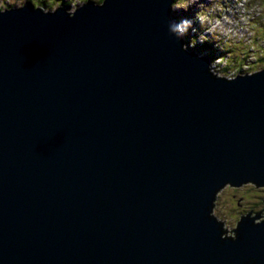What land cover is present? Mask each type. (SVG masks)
I'll return each mask as SVG.
<instances>
[{"label": "water", "instance_id": "water-1", "mask_svg": "<svg viewBox=\"0 0 264 264\" xmlns=\"http://www.w3.org/2000/svg\"><path fill=\"white\" fill-rule=\"evenodd\" d=\"M174 0L0 11V264H264V69L225 78ZM264 203V199H263Z\"/></svg>", "mask_w": 264, "mask_h": 264}, {"label": "rangeland", "instance_id": "rangeland-1", "mask_svg": "<svg viewBox=\"0 0 264 264\" xmlns=\"http://www.w3.org/2000/svg\"><path fill=\"white\" fill-rule=\"evenodd\" d=\"M32 1L38 5L37 7H42L40 0ZM44 1L43 4L52 9L65 5L58 0ZM68 1L73 7L67 9L75 10L83 6L86 0H63L64 3ZM25 2L26 0H0V10L4 6H9L8 8L23 6ZM172 3L171 17L178 15V22L184 18L192 21L188 29L189 39L185 36V47L189 52H193L189 42L195 36V40L199 42L206 40L212 45L221 41L222 47L224 46L228 52L222 55H220L222 51L215 52L218 59L211 66L213 70L220 71L228 65L233 68H241L243 65L242 71L249 73L264 69V63L259 61L264 52V0H174ZM240 53L246 60L237 57ZM234 73L244 75L239 73V70L233 71L231 75ZM223 74L217 75L223 77ZM228 75L226 76L229 78ZM263 199L262 187L256 188L250 183L240 187L225 185L217 194L214 216L222 223L225 231L231 232L241 214L245 215L250 211L256 214L263 209Z\"/></svg>", "mask_w": 264, "mask_h": 264}, {"label": "trees", "instance_id": "trees-1", "mask_svg": "<svg viewBox=\"0 0 264 264\" xmlns=\"http://www.w3.org/2000/svg\"><path fill=\"white\" fill-rule=\"evenodd\" d=\"M58 1H62V3L63 4H65V5H61V6H64L66 9L68 8V9H70L71 8V6L73 7V5H70L71 4V2L70 1H68V2H63V0H58ZM89 1H92V2H94L95 4H99L102 0H86L84 3H86V2H89ZM38 2V1H37ZM40 4L42 5V8H44L45 10H47V11H52V8L50 7V6H46L45 4H43L45 1L44 0H40ZM83 3V4H84ZM24 5H31V6H33V7H37L38 5L36 4V3H34L32 0H26V2H25V4ZM78 6V5H77ZM76 6V7H77ZM171 6H173V3H172V5ZM76 7H74V8H76ZM172 18V20H175V21H177L178 22V18H179V16L178 15H176L175 17H171ZM185 36H186V38L187 39H189V36H188V31L186 32V34L182 37V39H183V42H184V40L186 41V39H185ZM188 36V37H187ZM196 39V36L194 37V38H191V42H189L190 43V46H192L193 47V52L195 51L196 52V54L197 55H200V57H202V58H207L208 60H209V62H210V66H213L214 65V62L218 59V57H217V55H215V52H217V53H219L220 51H222L221 53H220V55H222V53H226L227 51L225 50V48H224V46L222 47V43H221V41H219V42H217V44H214V45H212L211 43H209V42H206V40L205 41H201V42H199V41H197V40H195ZM186 44H188V43H186ZM234 45V44H233ZM228 53V52H227ZM242 53V52H241ZM241 53L237 56V57H240L241 59H245L246 60V57H242V56H240L241 55ZM244 55H246V53H244ZM228 57H230L229 56V54H228ZM234 57H236V56H234ZM233 57V58H234ZM232 58V57H231ZM256 60V59H255ZM259 61H261V62H263L264 63V52H263V54L261 55V58L259 59ZM230 65H228V66H224L220 71H218V70H213V72L215 73L216 71H217V73L216 74H220V73H224L223 75L225 76V78H228L226 75H228L229 76V78L230 77H236V76H238L239 74H237V75H235V73L234 74H232L231 75V73L233 72V71H238L239 70V73H241V74H244V75H246V74H252V73H249L248 71H246V72H248V73H246L245 71H242V67H243V65H242V67L241 68H233V67H229ZM233 70V71H232ZM255 73V72H254ZM223 76V77H224Z\"/></svg>", "mask_w": 264, "mask_h": 264}, {"label": "clouds", "instance_id": "clouds-1", "mask_svg": "<svg viewBox=\"0 0 264 264\" xmlns=\"http://www.w3.org/2000/svg\"><path fill=\"white\" fill-rule=\"evenodd\" d=\"M192 21L188 18L181 19L179 22L168 20L167 27L170 34H174L177 38H182L191 27Z\"/></svg>", "mask_w": 264, "mask_h": 264}, {"label": "flooded vegetation", "instance_id": "flooded-vegetation-1", "mask_svg": "<svg viewBox=\"0 0 264 264\" xmlns=\"http://www.w3.org/2000/svg\"><path fill=\"white\" fill-rule=\"evenodd\" d=\"M8 7H9V6H4L2 10L8 9ZM63 7H64V6H63ZM2 10H0V11H2ZM263 208H264V207H263ZM262 210H263V209H262ZM262 210H261V211H262ZM261 211H260V212H261ZM241 215H242V214H241ZM241 215H240V216H241Z\"/></svg>", "mask_w": 264, "mask_h": 264}, {"label": "bare ground", "instance_id": "bare-ground-1", "mask_svg": "<svg viewBox=\"0 0 264 264\" xmlns=\"http://www.w3.org/2000/svg\"><path fill=\"white\" fill-rule=\"evenodd\" d=\"M68 10V9H67ZM193 53V52H192ZM194 54H196V53H194ZM197 55V54H196Z\"/></svg>", "mask_w": 264, "mask_h": 264}]
</instances>
